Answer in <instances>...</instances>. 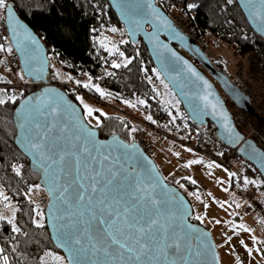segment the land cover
<instances>
[{
    "label": "water",
    "instance_id": "obj_1",
    "mask_svg": "<svg viewBox=\"0 0 264 264\" xmlns=\"http://www.w3.org/2000/svg\"><path fill=\"white\" fill-rule=\"evenodd\" d=\"M107 1L123 25L129 40L137 43L139 38L142 39L156 70L182 103L188 118L197 124L211 122L215 126L214 137L233 149L239 158L248 160L264 177V152L251 139H244L221 101L223 93L238 107L257 116L250 104L249 95L217 71L207 54L174 24L155 0ZM235 1L250 28L264 40V2ZM8 5L13 16L9 22L5 18L4 10V22L9 44L16 55L21 73L24 78L43 85L37 91L24 96L13 111L16 125L15 144L29 159L31 167L40 174L39 183L47 193L44 210L46 225L53 244L62 252L67 264L70 258L71 264H219L217 248L210 233L189 222L193 215L191 205L175 186L165 180L151 156L138 143H126L117 135L100 139L97 129L89 127L85 122L81 109L57 86L47 84L49 62L46 48L14 7L10 3ZM12 29H16L15 34ZM28 33L35 43L31 42ZM175 46L197 61L212 78ZM53 105L58 106L55 116L57 127L46 133L49 141L62 135L58 129L64 125L67 126L69 135L60 143L68 147L74 134L80 135V142H83L86 136L82 131L84 127L93 132L95 135L92 139L104 143L105 147L101 151L110 153V160L119 159L129 181L138 183L141 189L150 193V196L145 195V201H159L155 207L149 206V210L153 215L158 210L169 233L176 232L181 236V247L178 250L165 248L158 251L152 248L141 255L138 261L129 260L127 253L123 260L113 261L102 252L93 254L88 250L71 253L68 251L65 239L71 232L87 229L90 234L96 235L102 226L92 220L87 210V202L77 201L80 176L84 173L83 168L77 173L74 158L66 157L63 164L51 165L49 160L41 159L40 154L29 147V141L35 135L33 122L41 124V131L49 127L53 122V117L49 114ZM21 123L25 125L23 129L19 127ZM44 154L52 155L49 145H46ZM53 159L58 157L53 156ZM57 175L59 180L55 179ZM61 192L64 193L63 197ZM142 214L143 210L137 213V218Z\"/></svg>",
    "mask_w": 264,
    "mask_h": 264
},
{
    "label": "trees",
    "instance_id": "obj_2",
    "mask_svg": "<svg viewBox=\"0 0 264 264\" xmlns=\"http://www.w3.org/2000/svg\"><path fill=\"white\" fill-rule=\"evenodd\" d=\"M6 2L14 7L44 44L49 62L47 84L62 90L68 99L81 109L82 114L83 109L77 103L76 95L83 94L91 100L99 101V93L93 87H84V83H79L78 86L61 85L59 81L49 79L50 53L61 63L64 70L76 76L88 75L91 85H98L117 101L134 103L160 125L171 127L173 130L186 129L187 142L192 140L194 149L201 151L204 147L211 146L215 131L211 122L197 124L190 120L179 100V107L171 111L161 104L152 82V78L156 79L158 71L141 38L134 43L124 33L123 42L118 41L111 51L102 43L103 31L124 28L107 0ZM156 3L168 15L178 11L198 36L205 37L207 41L212 38L215 42L234 45L240 56L254 58L257 69L264 77V40L250 28L235 0L231 3L228 0H156ZM189 4L196 7L188 8ZM3 11L4 9L0 10L2 17ZM5 42L9 43L8 38L0 36V45L3 46ZM120 53H123V56ZM122 57L129 58L130 62H120ZM190 59L198 66L194 59ZM209 59L217 71L242 89L233 76L231 78L227 75L222 60H213L211 57ZM113 62L121 66L114 67ZM200 69L205 72L203 68ZM159 77L163 80L160 74ZM41 86V82L35 83L23 77V84L17 90L7 86L8 96L4 99L5 103L0 105V188L16 207L12 223L0 220V249L3 250L0 252V264H3L4 256L8 257V264H49L52 253L64 258L51 240L44 216L45 206L29 195L32 187L40 185V174L31 167L29 159L15 144L16 125L13 111L24 96L37 91ZM12 91H16L15 101L8 99ZM141 100L145 103H139ZM255 113L258 120L261 119L259 113ZM85 122L87 123L86 119ZM99 122V127L87 124L97 129L100 139L117 135L126 143L134 142L133 125L126 117L116 113L101 114ZM260 122L264 123L262 119ZM238 129L240 131L239 126ZM231 156L237 155L234 153ZM189 222L205 229L193 215ZM13 225L20 231H14Z\"/></svg>",
    "mask_w": 264,
    "mask_h": 264
},
{
    "label": "rangeland",
    "instance_id": "obj_3",
    "mask_svg": "<svg viewBox=\"0 0 264 264\" xmlns=\"http://www.w3.org/2000/svg\"><path fill=\"white\" fill-rule=\"evenodd\" d=\"M168 16L171 19L182 17L176 10ZM2 19H4V15L2 17L0 14V22ZM124 33V28L115 31L105 30L103 31L102 43L111 51L118 41L124 40ZM9 47H11L10 44L5 42L3 44L4 50L0 51V90H3L0 91V98L2 99L8 96L7 86H14L17 90L15 86L23 84L18 60L16 59L15 69L6 64L7 55L10 53L7 51ZM206 48L208 57L213 60L220 59L224 62L229 77L232 78L237 70H241L245 78L251 76L252 71L248 67L247 58L240 56L234 45L228 46L222 42H215L210 38L209 41H206ZM184 53L182 54L188 58L190 57L187 53ZM49 57L51 61L49 79L59 81L61 85L78 86L77 81L92 84L88 75L76 76L70 74L63 69L61 63L51 53ZM128 60L129 58L122 57L120 62L126 63ZM197 64L199 68H202L198 62ZM162 81L159 76H156L155 80L152 78L153 87L157 91L161 104L169 111L177 109L179 107L177 97L168 84ZM216 85L219 88L217 83ZM10 95L12 96L13 93L11 92ZM99 96L101 100L97 101L91 100L83 94L76 95L77 103L83 109V115L87 123L95 127L97 118L100 121L101 114L107 115L109 113L119 114L131 121L133 129H135V131L132 129V135L136 132L141 133V141L146 146L148 154L151 155L162 176L185 196L191 205L193 216L196 219L200 217V219H197L199 225L210 233L217 248L219 264H264V220L259 219L257 212L252 210L248 199V195H253L256 201L262 199L261 183L257 180H255L256 183H245V177L242 175L244 160L237 156L227 157L225 152L217 148L214 149V153L216 156H220V160L216 157L210 158L204 155L202 151L194 149L191 143L192 140L187 142L186 139L184 143H180L177 134H173L175 130L160 125L154 119H147L148 116L143 109L132 106L135 105L134 103L117 101L114 96L108 93L103 96L99 93ZM78 97L82 98L83 102ZM84 104L100 111H93L90 116L86 115ZM189 161L200 162L186 166ZM209 165L212 166L209 167ZM230 172L236 175L230 177ZM192 181H195V183ZM0 193H2L0 195V216L6 218L2 220L8 221L11 219L13 221L15 204L1 188ZM243 194H246V196ZM29 195L40 205L46 207L47 193L43 187H32ZM241 224L244 225L243 228L240 227ZM242 241L243 243H241ZM55 256L60 255L52 253L49 264H67L65 257L62 261H58L54 259Z\"/></svg>",
    "mask_w": 264,
    "mask_h": 264
},
{
    "label": "snow or ice",
    "instance_id": "obj_4",
    "mask_svg": "<svg viewBox=\"0 0 264 264\" xmlns=\"http://www.w3.org/2000/svg\"><path fill=\"white\" fill-rule=\"evenodd\" d=\"M228 2L231 3L232 0H228ZM194 7H196L194 4L188 5V8ZM0 9L5 10V18L11 22L13 13L6 0H0ZM115 30L113 29V31ZM12 31L15 34L16 29H12ZM28 37L32 43H35L30 33H28ZM2 50H4L3 46L0 45V51ZM7 51L11 52V47ZM120 55L123 56V53H120ZM113 66L119 68L121 65L113 62ZM157 76H159L158 72ZM21 79H23V75H21ZM77 83L80 82L77 81ZM84 87H94L101 96L105 95L98 85L86 83ZM45 91L47 92L48 90L45 89ZM8 99L15 101L17 97L12 95ZM78 99L83 102L82 98L78 97ZM4 103L5 100L0 98V105ZM125 103L129 102L125 101ZM139 103L144 104L145 101L141 100ZM132 106L135 107V105ZM84 109L86 115L89 116L92 115L93 111H100L92 109L87 104H84ZM57 111V105L50 107L49 114L53 117V122L49 127L43 129V131H41V124L39 122H33L32 127L35 129V135L29 141V147L39 153L41 159L49 160L51 165L63 164L66 157L74 158L77 173H80L81 168H83L84 173L80 176L79 191L76 196L77 201H86L87 210L92 220L97 221L102 226L96 235L90 234L87 229L71 232L65 239L68 251L71 253L88 250L93 254L102 252L113 261L123 260L127 253L129 254V260L138 261L141 255H144L152 248L158 251H162L165 248H176L178 250L181 247V236L176 232L169 233L168 226L162 223L158 210L155 215L149 210V206L155 207L159 201L154 199L145 201V195L150 196V193H146L145 190L141 189L138 183L129 181V176L125 172V169L120 166L119 159L114 158L110 160V153L105 154L104 151H101L105 147L104 143L94 141L92 139L95 135L93 132L84 127L82 131L86 133V136L83 142H80V135L74 134L69 141L70 147H68L60 143L63 138L69 135L66 130L67 126L64 125L58 129L62 135L54 137L49 141L46 133H50L53 128L57 127V122L55 121ZM147 119L152 120V117L148 116ZM99 123V118H97L96 127H99ZM19 127L23 129L25 127L24 123H21ZM46 145L50 146L52 155L45 156L44 149ZM66 148L68 150H65ZM189 151L191 150L189 149ZM53 156H57L58 159H53ZM199 162L189 161L186 166ZM96 165H99V167H96ZM211 166L209 165V167ZM235 175V173H229L230 177ZM55 179L59 180V175ZM192 182L195 183V181ZM245 183L256 182L248 181L245 177ZM35 187L39 188L40 185H36ZM122 189L123 192H121ZM60 195L63 197L64 193L61 192ZM141 210H143V214L137 218V213ZM2 219L6 218L0 216V220ZM197 219H200V217H197ZM8 222L12 223V220L9 219ZM240 227L243 228L244 225L241 224ZM13 230L16 232L20 231L15 225H13ZM158 233L159 235H157ZM2 251L0 249V252ZM2 259L3 264H8L7 256L2 257ZM54 259L58 261L63 260L60 256H55ZM69 264H71V258L69 259Z\"/></svg>",
    "mask_w": 264,
    "mask_h": 264
},
{
    "label": "built area",
    "instance_id": "obj_5",
    "mask_svg": "<svg viewBox=\"0 0 264 264\" xmlns=\"http://www.w3.org/2000/svg\"><path fill=\"white\" fill-rule=\"evenodd\" d=\"M172 21L174 24L186 35H188L197 46L206 54V39L203 36H198L197 33L191 28L189 22L182 17H173ZM0 35L6 38L7 31L4 19L0 22ZM208 56V55H207ZM16 55L13 52L8 53L6 58V64L11 68L15 69L17 65ZM248 67L252 71L251 76L244 77V73L241 70H237L234 74L235 80L241 85L242 89L245 90L246 94L249 95L250 104L255 112H258L264 122V77L257 69L255 59L252 57L247 58ZM17 89L21 87L16 85ZM14 88L12 90H15ZM16 93V91H12ZM221 101L230 114L235 126L240 127V132L243 134L244 139H251L256 146L264 152V123H261L256 116H253L248 111L238 107L232 100L225 94L221 93ZM173 134H177L180 143H184L188 137V131L186 129H176ZM133 141L138 143L140 147L148 154L146 146L141 141L142 135L140 132H136L132 135ZM217 148L220 151L226 153L227 157H230L235 153L228 145L223 144L215 137H212V144L210 147H204L201 151L204 155L213 158L216 157L220 160V156H216L214 149ZM244 160V159H243ZM244 171L243 176L250 181H259L261 183L260 189L262 192V199L260 201L254 200L253 195H248L249 204L252 210L256 211L259 219L264 220V177L261 172L256 169L248 160L243 161ZM254 193V192H253ZM246 196V194H243Z\"/></svg>",
    "mask_w": 264,
    "mask_h": 264
},
{
    "label": "flooded vegetation",
    "instance_id": "obj_6",
    "mask_svg": "<svg viewBox=\"0 0 264 264\" xmlns=\"http://www.w3.org/2000/svg\"><path fill=\"white\" fill-rule=\"evenodd\" d=\"M176 47H178V46H176ZM178 48H179V47H178ZM179 49H181V48H179ZM181 50H182V49H181ZM202 68H203V67H202ZM203 69H204V68H203ZM206 71H207V70H206ZM206 71H205V73H206L210 78H212L211 75H210L208 72H206Z\"/></svg>",
    "mask_w": 264,
    "mask_h": 264
},
{
    "label": "crops",
    "instance_id": "obj_7",
    "mask_svg": "<svg viewBox=\"0 0 264 264\" xmlns=\"http://www.w3.org/2000/svg\"><path fill=\"white\" fill-rule=\"evenodd\" d=\"M151 156V155H150Z\"/></svg>",
    "mask_w": 264,
    "mask_h": 264
}]
</instances>
